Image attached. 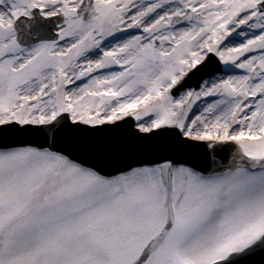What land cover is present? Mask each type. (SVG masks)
<instances>
[{
    "label": "snow or ice",
    "instance_id": "snow-or-ice-1",
    "mask_svg": "<svg viewBox=\"0 0 264 264\" xmlns=\"http://www.w3.org/2000/svg\"><path fill=\"white\" fill-rule=\"evenodd\" d=\"M0 264H264V0H0Z\"/></svg>",
    "mask_w": 264,
    "mask_h": 264
}]
</instances>
